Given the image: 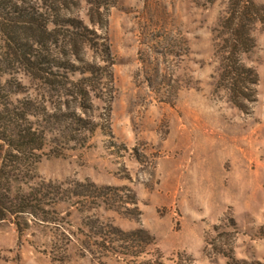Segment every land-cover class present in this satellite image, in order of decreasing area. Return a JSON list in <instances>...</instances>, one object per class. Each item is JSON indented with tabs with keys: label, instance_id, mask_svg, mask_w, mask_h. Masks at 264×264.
I'll return each mask as SVG.
<instances>
[{
	"label": "rangeland",
	"instance_id": "rangeland-1",
	"mask_svg": "<svg viewBox=\"0 0 264 264\" xmlns=\"http://www.w3.org/2000/svg\"><path fill=\"white\" fill-rule=\"evenodd\" d=\"M12 1L0 103L66 120L0 148L1 190L59 188L0 219V264H264V0Z\"/></svg>",
	"mask_w": 264,
	"mask_h": 264
},
{
	"label": "trees",
	"instance_id": "trees-1",
	"mask_svg": "<svg viewBox=\"0 0 264 264\" xmlns=\"http://www.w3.org/2000/svg\"><path fill=\"white\" fill-rule=\"evenodd\" d=\"M37 9L33 6H29L26 3L22 5L15 3L12 0H0V34H8L11 32L18 31L30 26L29 24L34 20V17L37 15ZM65 27L67 29H78L72 25V20L65 21ZM5 38V36H4ZM6 40V39H5ZM17 46H19L17 44ZM23 58L29 63L31 59H34V55L30 57L29 54H23ZM40 62V61H38ZM0 103V143H3L1 147H9L11 151L18 153V149L25 148L27 150H33L34 152H40L43 149V143H37V141L45 140V133L53 134L55 132L54 124L55 122H64L65 119L56 117L55 115H46L42 118H38L36 121H29L27 116H32L30 113V108L28 105L22 104L18 107H4ZM63 116V115H62ZM65 117V115H64ZM24 126V127H23ZM25 126L27 129H25ZM48 128L50 130H48ZM27 130V131H26ZM26 131V132H25ZM58 131V130H57ZM16 158V155H14ZM30 178L23 179L20 182L27 185ZM13 182V181H12ZM14 182H16L14 180ZM88 189L93 188L97 190L96 185H81V187ZM0 188V219L2 220L6 215H13L18 212L24 213L25 210H31L29 208H35L38 202H41V199L38 198L41 192H48L49 195L58 194L59 188L50 185H35L27 189L26 192L19 193L12 191L11 187L6 190H1ZM105 189L112 190L109 187ZM56 192V193H55ZM74 198V195H69ZM33 212V211H32ZM32 216H35L34 212L31 213ZM112 234L117 237L119 240L126 239H135L143 234V231L136 230L129 233H123L122 231L111 228ZM149 236V235H148ZM127 237L126 239H124Z\"/></svg>",
	"mask_w": 264,
	"mask_h": 264
}]
</instances>
